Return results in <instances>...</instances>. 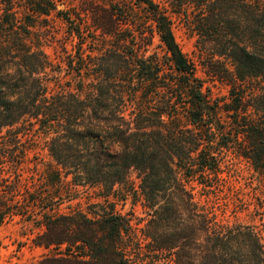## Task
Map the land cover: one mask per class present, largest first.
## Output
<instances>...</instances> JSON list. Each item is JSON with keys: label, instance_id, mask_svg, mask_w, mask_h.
Instances as JSON below:
<instances>
[{"label": "trees", "instance_id": "1", "mask_svg": "<svg viewBox=\"0 0 264 264\" xmlns=\"http://www.w3.org/2000/svg\"><path fill=\"white\" fill-rule=\"evenodd\" d=\"M78 1L1 0L0 226L38 264H264L209 206L229 155L264 174V0Z\"/></svg>", "mask_w": 264, "mask_h": 264}, {"label": "rangeland", "instance_id": "2", "mask_svg": "<svg viewBox=\"0 0 264 264\" xmlns=\"http://www.w3.org/2000/svg\"><path fill=\"white\" fill-rule=\"evenodd\" d=\"M60 1L57 10H65L69 14L76 12L80 6L78 0ZM1 9L0 0V13ZM52 19L59 27H65L64 22L55 14ZM175 37L183 52L192 57L195 50L194 40L179 30H175ZM216 93L224 96L226 90L216 89ZM38 153L36 161L48 159L45 149H39ZM229 160V164L222 168L224 171L222 177L227 183L221 188L223 192L217 191L211 195L210 209L216 212L220 220L256 227L264 238V174L255 171L245 161L232 155H229ZM27 167L32 169V164ZM137 202L135 206L131 200L118 205V210L132 218L134 223L145 216L140 201ZM68 206L69 204L64 205L63 210L68 211ZM39 232L40 229L33 223L23 221L20 217L3 223L0 226V264H38L45 256L57 253L54 249L34 245L33 239Z\"/></svg>", "mask_w": 264, "mask_h": 264}]
</instances>
